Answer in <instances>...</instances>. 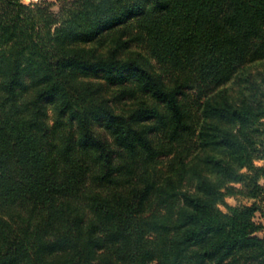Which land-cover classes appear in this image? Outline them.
Returning <instances> with one entry per match:
<instances>
[{"label": "trees", "instance_id": "16d2710c", "mask_svg": "<svg viewBox=\"0 0 264 264\" xmlns=\"http://www.w3.org/2000/svg\"><path fill=\"white\" fill-rule=\"evenodd\" d=\"M58 3L0 0V264H264V0Z\"/></svg>", "mask_w": 264, "mask_h": 264}, {"label": "rangeland", "instance_id": "374dc122", "mask_svg": "<svg viewBox=\"0 0 264 264\" xmlns=\"http://www.w3.org/2000/svg\"><path fill=\"white\" fill-rule=\"evenodd\" d=\"M22 1L25 4L39 3V2H42V1H46V2L52 3V4H54L56 6L54 8L55 11H58V8H59L58 7L59 6V3H58L59 0H22ZM257 165L263 166L264 162H257ZM261 184L264 186V179L261 180ZM226 203L229 206L236 207V206H243V205H251L252 201L244 199L242 197H230V198L226 199ZM260 206H261L262 209L256 215V221L264 226V202L263 203L261 202ZM221 210L224 211V212H227V209L225 207H223V206H221ZM259 236H261V237L264 236V230L261 233H259Z\"/></svg>", "mask_w": 264, "mask_h": 264}]
</instances>
